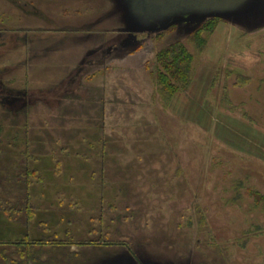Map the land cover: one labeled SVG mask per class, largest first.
<instances>
[{
  "label": "rangeland",
  "instance_id": "374dc122",
  "mask_svg": "<svg viewBox=\"0 0 264 264\" xmlns=\"http://www.w3.org/2000/svg\"><path fill=\"white\" fill-rule=\"evenodd\" d=\"M0 118V207L66 264H264V0H0Z\"/></svg>",
  "mask_w": 264,
  "mask_h": 264
},
{
  "label": "trees",
  "instance_id": "16d2710c",
  "mask_svg": "<svg viewBox=\"0 0 264 264\" xmlns=\"http://www.w3.org/2000/svg\"><path fill=\"white\" fill-rule=\"evenodd\" d=\"M184 5H187L185 3ZM174 6H178L179 8L175 9ZM182 5L172 4L170 9H172V15L178 13L179 9L182 8ZM183 9V8H182ZM171 12V10H169ZM173 15V16H174ZM203 24V23H202ZM201 24V25H202ZM203 26V25H202ZM199 26L198 30L195 33L197 38L199 32L205 28H210L208 24L204 27ZM208 26V27H207ZM158 60V91L162 97H167L171 91H174V86L176 84L187 83L188 77L190 73V65H191V56L187 53L183 44L180 42H176L166 47L164 50L157 55ZM166 99V98H165ZM4 103H2L3 105ZM3 111L10 112L5 110V107H2ZM3 123L4 120L0 118V135L3 134ZM19 133H17L18 135ZM13 139L9 135L6 139H8L9 147L16 149L15 143H17L18 136ZM0 140L2 141V135L0 136ZM30 141L27 137L26 142ZM28 156L29 153H27ZM31 157V156H30ZM30 172V173H29ZM35 171L33 168L27 170V174L32 175ZM27 207V209H26ZM3 210V214L8 218L14 220L22 229L21 233L18 236V240L15 242H3L0 241V247L3 250L0 252L1 262L0 264H64L66 259H73L74 256L66 249L68 246H71L69 241L65 239H54L52 241H48L46 239H42V233L33 232L32 229H29L28 223L31 221V217L33 214V206L32 208L29 205L25 206L22 209H13L12 207H0ZM32 210V211H31ZM15 211L20 215V218L17 219L14 215ZM22 224V225H20ZM32 232V234H31ZM37 233V234H36ZM68 239V238H67ZM93 242L86 243H75L74 245H92ZM73 245V244H72ZM94 245V244H93ZM14 248V252H7V248ZM44 247L51 248V252H46L43 250ZM46 256V260H42L43 257ZM66 258V259H65ZM68 261V260H66ZM71 263V262H70ZM66 264V263H65Z\"/></svg>",
  "mask_w": 264,
  "mask_h": 264
}]
</instances>
